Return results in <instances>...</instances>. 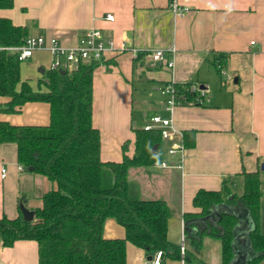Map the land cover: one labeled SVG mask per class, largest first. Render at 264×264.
<instances>
[{"label": "crops", "instance_id": "crops-1", "mask_svg": "<svg viewBox=\"0 0 264 264\" xmlns=\"http://www.w3.org/2000/svg\"><path fill=\"white\" fill-rule=\"evenodd\" d=\"M173 1L179 12L172 9ZM107 15H113L114 21H108ZM0 17L25 27L27 37L55 38L64 47L76 46L90 29L101 30L117 46L125 43L140 51L175 47L173 76L165 63L153 66L145 57L135 60L128 54L108 57L96 68L93 124L100 131L101 160L121 162L124 145L133 156L138 129L132 120L135 107L143 113L144 125L155 115L172 118L183 133L179 141L185 143L184 134L195 132V146L186 147L183 168L168 153L171 141L162 140L161 160L171 167L134 168L129 181L139 187L142 199L165 200L171 209L168 240L180 246L184 236L186 245L185 259L174 264H223L220 240L207 237L198 250L188 238L199 228L217 225L222 211L238 217L234 239L238 232L242 246L252 248L249 235L254 224L248 212L221 204L206 218L187 220L185 214L196 211L193 201L199 191H220L224 179L231 176L240 195V174L259 171L264 234V0H14L13 8L0 10ZM51 61L48 51H35L31 59L21 62V81L36 90L39 79L34 83L22 66L27 71L37 69L41 78L40 69L49 70ZM172 80L175 85L199 86L204 92L200 104L178 105L173 113L167 112V97L160 88ZM10 101L0 96V105ZM50 117L49 104L28 102L18 113H0V122L48 126ZM19 166L16 144H1L0 218L22 216L21 203L31 211L41 208L43 194L55 188L46 177ZM104 235L122 238L125 230L108 220ZM136 249L129 243L127 255L136 252L144 261L152 256ZM167 261L175 260L164 258L163 264ZM0 264H39L37 243L23 240L6 248L0 242Z\"/></svg>", "mask_w": 264, "mask_h": 264}, {"label": "trees", "instance_id": "trees-1", "mask_svg": "<svg viewBox=\"0 0 264 264\" xmlns=\"http://www.w3.org/2000/svg\"><path fill=\"white\" fill-rule=\"evenodd\" d=\"M14 0H0V10L11 9ZM27 29L0 17V96L11 98L0 105V113H18L28 102L50 105L48 126H15L0 122V145L17 146V161L23 171L46 177L55 188L42 196V207L34 210V220L0 218V242L13 247L18 241H35L39 264H127L129 243L150 255L162 251L164 258L182 260L180 246L168 240L172 212L165 200H144L139 187L129 181V171L149 168L161 161L162 138L159 132L136 129L135 151L121 162L101 160L100 131L93 124V78L100 63H83L77 70H46L35 90L21 81L18 54L5 48L24 44ZM176 87L178 105L200 104V93L192 84ZM185 145L195 146V132L184 134ZM158 146L156 153L153 148ZM32 169V170H30ZM260 172L243 171L242 193L234 188L232 177L224 179L220 191L201 190L194 198L196 209L186 213L187 220L209 217L216 206L228 204L248 212L254 229L249 240L257 256L249 264H264V234L260 230L262 179ZM23 204V203H21ZM108 220L125 230L122 238L104 235ZM239 224L236 215L222 211L217 225L199 228L188 238L198 250L207 237L222 243L223 264L234 259V232ZM200 264H206L199 261Z\"/></svg>", "mask_w": 264, "mask_h": 264}, {"label": "built area", "instance_id": "built-area-1", "mask_svg": "<svg viewBox=\"0 0 264 264\" xmlns=\"http://www.w3.org/2000/svg\"><path fill=\"white\" fill-rule=\"evenodd\" d=\"M172 9H174L175 12H179L181 8L173 1ZM106 19L108 21H114V16L107 15ZM2 49L3 48L0 47V50ZM5 50L17 53L20 62L31 59L35 51H48L52 56L50 69H62L65 71H69L70 69H72L71 71L77 70L79 65L83 63H101L113 55L128 54L135 60L140 57H145L153 66L159 63H165L167 69L171 71L172 76L175 68L174 55L176 54L175 47L168 50L140 51L134 47H128L125 43L117 46L112 39H106L103 32L99 29H90L80 36L77 45L74 47H64L60 41L55 38L50 39L44 36H38L27 37L23 45L5 48ZM167 56H171V58H167ZM173 81L174 80L160 88L161 94L167 97L165 110L169 113H173L178 106L176 100V87ZM191 90L200 93V95L204 93L199 86L193 85ZM143 130L159 132L163 141H171L172 145L168 153L172 157L178 159V164L176 166L180 169L183 168L186 146L183 141L181 142L178 140L182 139L183 133L176 128L172 118L155 115L143 126ZM153 167L157 169H166L171 167V165L169 162L161 160L156 161ZM19 169L22 170L23 168L19 166ZM6 171V168H4L2 177L6 176ZM180 248L184 256L186 251L184 236ZM163 259V252L158 251L151 256V260H146L143 264H163Z\"/></svg>", "mask_w": 264, "mask_h": 264}, {"label": "water", "instance_id": "water-1", "mask_svg": "<svg viewBox=\"0 0 264 264\" xmlns=\"http://www.w3.org/2000/svg\"><path fill=\"white\" fill-rule=\"evenodd\" d=\"M41 74H44L45 69H40ZM59 72L63 75L66 74L65 70L60 69ZM158 149V146L156 145L153 148V153H156ZM262 169L264 170V165L262 167ZM32 170V169H30ZM20 210L22 212L23 215V219L24 221L27 222H31L34 220L35 217V213L29 209H27L24 204L20 205ZM239 238V233L236 232V238L233 241L232 247H233V252H234V260L232 264H249L251 262L252 259H254L257 254L254 253V251L252 250L251 246L246 244L245 246H242V244L240 243L239 240H237ZM247 246V250L245 252V247ZM148 260H151V257H149Z\"/></svg>", "mask_w": 264, "mask_h": 264}, {"label": "rangeland", "instance_id": "rangeland-1", "mask_svg": "<svg viewBox=\"0 0 264 264\" xmlns=\"http://www.w3.org/2000/svg\"><path fill=\"white\" fill-rule=\"evenodd\" d=\"M26 67L25 66H22V69L27 72V75L29 78H34V83L40 79V74L39 72L36 70H30V71H27L25 69ZM72 69L69 70V72H72L71 71ZM142 118H143V113L141 112V110L137 107H135L134 109V113H133V122L136 124L135 127L138 128V129H143V126H144V123L142 121ZM131 127V125H130ZM164 147V145H162ZM162 147V149H164ZM27 209L28 207L26 205H24ZM134 251H139V249H136ZM146 261V260H145ZM142 258L138 257L136 252H131L129 253V256H128V264H143L145 262ZM174 263H177L176 261H167L166 264H174Z\"/></svg>", "mask_w": 264, "mask_h": 264}]
</instances>
